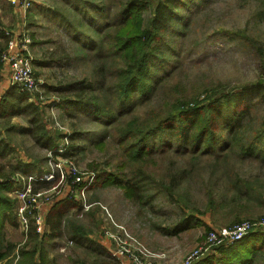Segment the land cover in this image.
Returning <instances> with one entry per match:
<instances>
[{"label": "rangeland", "instance_id": "374dc122", "mask_svg": "<svg viewBox=\"0 0 264 264\" xmlns=\"http://www.w3.org/2000/svg\"><path fill=\"white\" fill-rule=\"evenodd\" d=\"M65 1L34 0L32 12L37 14L30 17L28 13L24 18L13 0H0V32L7 39L4 51L9 43L6 32L22 28L25 20L35 76L39 83L52 87L57 86L59 80L91 78L94 71L89 57L74 68H68L64 63L47 67L46 64L51 63L46 61L45 68L35 64L42 56L53 51L62 54L63 50L73 49L69 37V31L73 29L65 24L60 14L66 10ZM104 2L107 3V0ZM118 2L108 1L113 7ZM91 4L87 2L88 6ZM77 5L81 10L85 8L80 3ZM263 9L264 0H210L204 11L198 16L196 12L193 16L190 35L182 43L184 53L180 65L148 103L155 104L158 110V104L167 106L174 102V98L191 100L206 88L217 85L233 90L264 85V55L259 54L252 45L254 42L264 49V18L258 17ZM2 64L0 76L5 66ZM174 66L170 64L168 68L174 69ZM42 87L40 85L36 92L29 94L27 103L39 102L46 129L51 135L61 134L56 147L65 145V134H72L69 124L75 126L78 139L73 143L69 136L67 144L73 149L64 152L66 156L62 157L61 154L56 157L52 153L56 147L53 151L33 147L27 137L17 134L18 130L27 126V111L11 121L0 118V142L3 140L6 144V149L5 146L2 149L5 157L0 161L5 173L14 171L7 181L12 180L13 189L8 192V197L15 203V223H6L3 228L5 242L14 247L8 258L11 264L21 261L22 248H33L32 243L27 246L29 230L31 226L36 228L37 221L42 223L43 228L40 233L36 229L40 249L35 260H41L40 254L44 250L55 264H185L191 254L202 250L203 256L193 261L196 263L220 248L208 250L207 239L214 231L230 229L244 222L264 221V166L249 161L235 163L236 160L231 159L240 175H244L246 180H253L254 187L249 195L254 199L240 210L232 209L227 204L224 206L225 195H232V192L219 186L214 191L219 206L211 210L202 184L209 181V173H212V161L207 152L196 161L188 179L181 183L183 190L173 192L171 201L157 185L150 191L155 195L152 202L146 197L141 202L140 198L130 200L124 187L119 182L112 183L108 177L111 174L131 176L130 168L123 167L121 163L124 157L118 154L117 147H112L109 142L103 150L96 147L95 143L101 135L98 126L78 122L84 120L82 112H77L80 118H61L58 108H50L48 104L53 101V91L50 93ZM2 96L0 89V98ZM255 103L256 122L253 123L259 125L262 119L259 114L264 111V97ZM146 107L144 105L140 111ZM172 160L178 167L183 159L163 156L160 158L162 169L155 174L165 171L167 164H173ZM20 164L28 165L27 174H22ZM95 167H98L96 171H92ZM152 169L153 166L150 167ZM57 174L59 177L54 176ZM50 175L53 178L50 183L36 185L42 187L39 188L40 196L27 195L25 190L29 178L44 180ZM78 177L80 182L76 184ZM228 178H222V182L228 181ZM56 208L55 216L60 217V230L56 236L45 238V234H50L47 219L52 217L54 213L51 211ZM23 218L27 225L23 223ZM260 231L264 232V229L251 233ZM0 264L7 263L3 261Z\"/></svg>", "mask_w": 264, "mask_h": 264}, {"label": "trees", "instance_id": "16d2710c", "mask_svg": "<svg viewBox=\"0 0 264 264\" xmlns=\"http://www.w3.org/2000/svg\"><path fill=\"white\" fill-rule=\"evenodd\" d=\"M104 1L66 0V10L60 14L73 29L69 31L73 49L63 50L62 54L53 51L35 62L41 68L58 63L74 68L89 57L94 68L91 78L59 80L55 87L47 83L44 86L45 91H53V96L59 99L56 107L60 109V117L64 120L80 118L77 112H82L84 120L78 122L94 124L101 131L95 146L103 150L109 142L117 147L118 154L124 157L121 163L130 168L131 176L111 174L108 177L112 183L119 182L124 187L130 200L140 198L141 202L146 197L152 202L155 195L150 191L157 185L171 201L173 192L183 190L181 183L188 179L196 161L207 152L212 161V173H209V181L202 184L209 209L219 206L214 192L219 186L232 192L225 195L224 206L240 210L252 203L254 198L249 192L254 187L253 180L240 175L235 163L249 161L264 166V111L259 114L260 124L253 123L256 122L255 101L264 97L263 84L238 90L217 85L206 88L191 100L174 98L167 106L158 104V110L155 104L148 103L180 65L184 53L182 43L190 35L193 16L204 11L210 0H119L114 7L108 3L111 0ZM87 2H91L92 7ZM77 3L85 8L81 10ZM258 17L264 18V9ZM167 37L170 39L166 40ZM6 45V36L0 32V70ZM252 45L264 55L263 47L254 42ZM44 61L51 64L45 65ZM170 64L175 65L174 69L168 68ZM1 99L0 118L11 121L25 111L29 113L27 127L17 134L27 137L33 147L53 150L57 146L61 134L51 135L46 129L39 102L28 104L30 95L13 86ZM144 105L147 107L140 111ZM69 125L73 142L78 139V132L73 124ZM1 141L0 158H4L2 149L4 146L6 149V144ZM163 156L183 160L178 167L172 160L173 164H167L165 171L155 174L162 169L160 158ZM231 159L236 160L235 163ZM149 165L153 166L152 170ZM20 166L22 174H27L28 165ZM13 173H5L0 161V263L6 261L7 264H11L8 258L14 247L5 242L3 228L6 223H15V203L8 197L13 189L12 180L7 181ZM225 177H229L228 181L222 182ZM47 225L50 234L44 237L56 236L60 217L53 214L47 219ZM29 237L27 246L31 243L34 246L29 250L22 248L18 264H55L44 250L41 260H35L40 248L34 226L29 230ZM194 264H264V232L249 233Z\"/></svg>", "mask_w": 264, "mask_h": 264}, {"label": "built area", "instance_id": "2783aa9c", "mask_svg": "<svg viewBox=\"0 0 264 264\" xmlns=\"http://www.w3.org/2000/svg\"><path fill=\"white\" fill-rule=\"evenodd\" d=\"M33 3L34 0H13V4L18 5L20 7V13L24 18H27L28 13L30 15V13L32 12ZM25 22H26L25 20L22 22V28H20L19 30L6 32L7 37H9V43L7 49L2 52L1 60L8 68L10 83H11L10 86L16 87L22 93L32 94L38 90L40 85L41 87L43 86L42 87L43 89L45 83L43 82L42 84L39 83V80H37L33 70V59L29 55L30 41L27 32L25 30ZM53 97H54L52 99L53 101H50L48 103L50 108H55L57 104L60 103L59 99H57L55 96ZM67 136L68 135L65 134V139H66L65 145L59 148L56 147L54 151L52 150L53 151L52 153L55 154L56 157L61 154H62L61 156L63 157L64 152H66L69 149L68 148L69 146L67 144L69 143L68 140L69 136L68 137ZM68 161L71 162V160L69 159ZM54 176L59 177L58 174ZM28 180H29V185L25 190L27 192V195L29 196L30 194H32L33 197H37L40 196L41 189H39V187H36V185L39 183L42 184L50 183L53 180V178L50 175L48 178H45L44 180L43 178L39 179L36 177L35 179L34 177H31ZM79 182H80V177H78L75 180L76 184H78ZM23 223L27 225V222L24 218H23ZM35 225L37 231L40 233L43 228L42 223H40V221H37L35 222ZM260 228L264 229V221L256 222V223L244 222L241 224H237L230 229L214 231L207 239L208 250L209 248L228 246L232 243L238 242L242 240L245 236H247L249 233L253 232L254 230H258ZM201 256H203L202 250L196 251L189 256L185 264H193L194 263L193 261Z\"/></svg>", "mask_w": 264, "mask_h": 264}, {"label": "crops", "instance_id": "0c3cea01", "mask_svg": "<svg viewBox=\"0 0 264 264\" xmlns=\"http://www.w3.org/2000/svg\"><path fill=\"white\" fill-rule=\"evenodd\" d=\"M34 13V14H33ZM35 13L37 14V12H32V13H30V17H32L33 15H35ZM29 17V18H30ZM17 30H19V27L17 28ZM0 78L2 79L1 81H0V89H1V93L2 94H5L6 92H8V90L11 88V86H10V76H9V71H8V68L6 67V66H4V70H3V72L1 73V76H0ZM1 101V100H0ZM58 110H60L59 108H58ZM25 127H27V126H24V127H22V128H25ZM71 204V203H70ZM65 208V207H64ZM58 208H56V209H53L52 211H51V213H54L55 214V212L56 211H58L57 210ZM60 212H62L63 210H59Z\"/></svg>", "mask_w": 264, "mask_h": 264}]
</instances>
